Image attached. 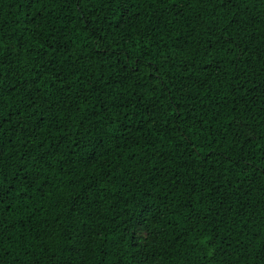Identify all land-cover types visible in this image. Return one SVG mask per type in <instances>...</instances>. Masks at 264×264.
Returning a JSON list of instances; mask_svg holds the SVG:
<instances>
[{
  "label": "trees",
  "instance_id": "16d2710c",
  "mask_svg": "<svg viewBox=\"0 0 264 264\" xmlns=\"http://www.w3.org/2000/svg\"><path fill=\"white\" fill-rule=\"evenodd\" d=\"M217 3L0 0V264H264V0Z\"/></svg>",
  "mask_w": 264,
  "mask_h": 264
},
{
  "label": "snow or ice",
  "instance_id": "6c2138e0",
  "mask_svg": "<svg viewBox=\"0 0 264 264\" xmlns=\"http://www.w3.org/2000/svg\"><path fill=\"white\" fill-rule=\"evenodd\" d=\"M32 2H38V0H32ZM69 2L71 3L73 2V0H69ZM75 2L80 6V16L82 18V22L87 23L88 16H87V12L85 11V6L90 2L96 5L97 0H75ZM129 2L130 0H98V3L106 4L109 6V11H111L112 5H115L117 8L125 9L126 6L129 4ZM246 2L247 0H218L217 7L223 9L224 11H223V14L218 19L214 17V20L216 22L215 28L210 27V31L213 32V34L217 36V41H219L220 37L224 36L225 33H228L229 36L236 35L235 33H229L228 31L232 27L233 24L239 23L237 19L239 9L237 8V11L234 12L233 8H236L239 3H246ZM224 17H228L227 21L224 20ZM100 19L101 18H97V20L93 24L89 25V27L90 28L95 27L96 24L100 23ZM42 35H43V30L37 33V38H39ZM96 35H97V43H101L103 40V37H101L99 33H97ZM224 38H225L226 43L237 45V41L235 39L228 41L227 37H224ZM49 39H50L49 37H45V41H48ZM49 46L54 48V45L52 44H49ZM13 47H15V45H13ZM43 47H44L43 44L39 45L40 49H42ZM213 47H215V45H213ZM29 49L32 51L37 50L31 45L29 46ZM24 51H25L24 45L21 44L20 49H19V54H22ZM0 62H4V61H0ZM142 68H150L151 71L153 72H159L158 67L152 68V66L147 63L142 66H137L136 71L140 72L142 71ZM2 75L3 73L0 72V76ZM172 112H173L172 117L169 120H166L165 123L171 124L172 130L183 133L185 131V128L183 127L184 113L181 112L179 116H176L175 115L176 109H172ZM16 115L17 114L15 112L5 115L3 112V103L0 102V134H6V131L4 130L5 124H8L10 129L12 128V125L14 123L13 117ZM30 115L35 116L36 119H40V116L36 114L35 109L33 110V113H31ZM23 123L24 122L22 120H16L15 121L16 129H20ZM177 124L181 125L179 129L176 128ZM240 127L241 129L245 127L242 121L240 122ZM209 151H211V149H209ZM40 159H43V157H40ZM22 179L24 183L31 185V186H35L37 183L43 184V180L41 179V174H40V170L38 167L28 169L26 176L23 177ZM6 180L8 181L9 184H12V181L9 179L8 174L4 172L3 168H0V203H2V198L5 195L4 181ZM27 190H28L27 188L24 189L25 192H27ZM7 192L13 193L15 192V189L12 187H9L7 189ZM16 195H19V193H16ZM13 227H15V224L13 225ZM2 228H3V221H2V216H0V229Z\"/></svg>",
  "mask_w": 264,
  "mask_h": 264
}]
</instances>
